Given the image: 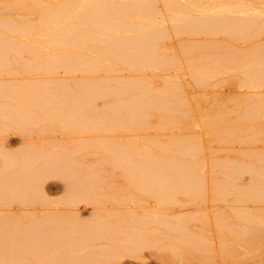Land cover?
I'll return each mask as SVG.
<instances>
[{"label":"bare ground","instance_id":"obj_1","mask_svg":"<svg viewBox=\"0 0 264 264\" xmlns=\"http://www.w3.org/2000/svg\"><path fill=\"white\" fill-rule=\"evenodd\" d=\"M130 1L132 2V0H130ZM139 1L142 4L143 0H139ZM156 1L158 2V0H156ZM166 1H164L162 3L166 5L168 2V1L167 2ZM183 1H185V0H183ZM204 1H206V0H204ZM212 1L213 0H211L210 2H212ZM226 1H229V0H226ZM233 1L234 0H231L229 2H232V4L235 2L236 6L234 4L232 5L229 3L231 5V7L229 5L230 9L228 6L226 8V5H228L227 2H226V5H224L225 0H223V1L222 0L221 1L215 0L214 1L215 4L219 2V6H220V2H221V5L225 6V7H221L222 9L223 8L226 9V11H224L225 16L220 11V10H222L220 7L218 9H216L218 7V5L216 7L214 3H212L213 6H210L211 9H207V10H209V14L211 12V15H209L208 13L204 14L203 10L201 11L202 8H204V7L208 8V6H204L202 4L204 7L203 6L198 7V5L195 4L194 1L192 2V0L189 1L190 2L189 4L188 3L186 4V2H184L186 4L185 6L183 5L184 6L183 8H185L184 10H189L190 7L188 9H186V8L188 7V5H190L192 3L190 5L192 9H193V6L196 5L195 6L196 9L195 8L194 9L198 11V9L200 8L199 12L201 14L203 13V15L200 14L201 18L199 15L197 16L198 19L200 18L198 20L199 22H197V20H195L196 19L195 15H193L192 18L195 20L194 22H196V23H193V19H191V17H190V19L192 21L188 19V16H190V15L186 16L185 14H187V13H185V12L180 13L179 9L180 10L183 9V8H179V6H178L179 5L178 2L180 3V1H176V3H177L176 4L175 1L170 0V2H172V3H170V2L169 3L172 4L171 9H174V12H176V14H179V15L175 16V13L173 12L174 15H173V13H171L172 17L174 16V18L175 17L177 18V16H178V18L181 19V18H183V16L180 17V14H182V15L186 16V19H188V21H186V19H185L183 21V23H181L183 25V27L186 26L187 24H189L191 26H193L195 24V27H193V28H195L194 30H192L193 28L191 26H188V27H190V29L187 27H185L183 29V30H185L187 28L186 31L188 32V30H189L190 33H193L199 27L198 28L199 30L204 29V33L206 35L212 36L214 34H217V32L221 28H232L234 31L235 30L240 31L241 34L245 33V36H246L248 32H252L249 29L252 30V28H254L256 26L258 29V25H257L259 23L258 18L259 17L262 18L261 16L264 17V11L261 8H256V7L253 8L252 5H253V3H254V5H258V4L262 5L260 2L259 3L255 2V1H260V0H252L251 2H253V1L254 2L251 4H249L250 0L249 1L247 0L248 4L250 6L248 4H245V3L242 4L241 1H246V0H235L234 2ZM128 2H129V0L128 1L127 0H118L115 2H113L112 0H1L0 1V5L2 6L1 7L2 10L3 11L8 10L10 18L12 17L11 20H4V19L0 20V256L4 257L2 259L0 257V259L2 260L0 262V264H6L5 261L7 259L4 260L5 258H8L9 264H16V261L19 260L18 257L20 258L21 255H24V254L26 255V257H28V258L25 257L26 259H28V261L25 259L27 261L26 262L27 264H79V263L80 264H86V263L89 264L93 261L92 260V259H94L93 257H95V258L97 257V259H98V257H99V259H100V257H102V259L104 258L106 260L109 258L108 260H110V262L112 261L111 259H114L112 261L113 262L112 264H125L123 261L127 258L131 259L134 262V264H151L152 262L155 264H264V166L262 168L258 169V170H260L259 172H256L255 167H254V171L256 174L254 172H252L253 169H252V171H250L248 168V171L252 172V174H253L252 175L249 172L251 174L250 175L251 179H246V181L250 180L252 182V184L250 183L249 186H246L247 182H244L245 179L243 180L241 178L242 175L241 176L239 175L240 179H241L240 181L243 180L242 181V182H244L243 184H246V185H242L241 187L239 184L237 186H235L236 184L234 185V183H233V181L234 182L237 181V179L239 177L238 178L236 177V179L233 178L234 179V180L232 179L233 181L230 179L229 183L221 182L222 180L216 181L217 179H215L216 183L212 184L213 192H211V195H209V194L206 195L207 191L204 192V189L206 188L207 184H206V182H204L203 177H201V176H203V174H202L203 170L200 167L202 172L199 170L200 171L199 172L200 174H199L196 171L199 169V164H196V165L193 164L195 162L194 157L196 158V155L199 154V153L196 154V152H197L196 150H198V149H196L194 147V149H196L194 151H196V152L190 150L189 156H193L196 154L195 156H193V158L188 156L192 161V163L191 162L190 163L194 165V166H192V168L196 169V170L191 169V172L189 171V169H190L189 167H191V164L188 167L189 169L185 167L186 166L185 161H184V163H185L184 166H182L180 163L185 158L183 157V154H181L182 156L181 155L179 156L181 162L179 163V159H178V162L176 161V163H179L178 165H179L180 169H178V170L179 171L182 170V172L184 173L183 174L182 172H179L177 170L178 166H176L177 165L176 163H175L176 165L171 166L172 163L174 164L175 160H171L173 162L170 161L171 165H168L166 160L164 161V159L162 158L163 159V161H162L159 158L164 152H166L169 149V148L166 149L164 147L172 146V148L169 149V152H171L170 150L175 148L174 147L175 143L173 145V142L171 143L169 141V145H167V146L164 145L165 143H163V142H162L163 145H159V142H158L159 140H156L155 145H154L153 141L152 142L150 141V144L147 143L148 144L147 148L145 145H144L145 146V148H144V146L138 147L136 144H133L134 141L132 144H131V140L129 141L127 136L130 133V132L128 133V131H130L129 126L133 125V124L132 125L130 124L132 121H134L133 118H135V117L137 118L139 116L140 118L143 119V117L140 116L141 114L137 113V110L140 111V109H142L145 105V108L143 110L145 112L142 113V114H144L143 116L145 118V116H147L145 114L146 111L149 110V108L152 105H153L152 109H155L154 106L156 105L155 103L153 104L152 100H151L152 105L150 107L147 104H145V103L149 104L150 100H149V98H147L149 101L147 102V101H145L146 100L145 99L144 104H140L141 106L138 107L137 104L139 102L142 103V101H139L140 99H138V101H136L137 96L140 98V96L137 95V93H136V95H137L135 97L136 102H134V99H132V98H134V96H132V95L134 93L133 92L134 89H136V88L133 89L132 86L130 88L132 91V94L129 93L127 95L126 88L128 86L134 85V84H135V87L139 86V85L138 86L136 85L138 80L137 81L133 80V83L130 82L132 80H130V81L128 80V79H131L130 78V76H131L130 72H134L135 74L137 72L138 74H140V72L143 71L144 68H149L152 71V69H155V67H156V70L158 71L157 68H159L161 66L160 68L163 69L164 65L168 64V62L167 63H165V61L162 62V60L157 58L160 55L159 51H162V50H160V49L158 50V48H157L158 45H156L158 43H156V42L160 38H161L160 39L161 41L165 40V39H162L163 36H165L164 34L166 33V31L164 32L165 28L162 29L163 31L162 30L161 31H154L153 29L158 28L160 30L162 27L160 28L159 26H157L156 25L157 23L154 22L153 20L152 21L155 24H153L151 21L150 22L148 21L150 23V25H149V23L147 22V19H146V24L148 23V29L149 28H151V29H150L149 33L147 32V34L145 36L144 35L145 33L143 31L140 33V30H143V29L145 30V28H143V29L140 28V30H136L135 27H133V25H131L130 23L129 24L127 23L129 19L126 16L132 15V14H129L130 12L133 13L134 11H136L135 14H133L136 16L137 15L136 13L140 10H141V12H143L144 9H145V11H147L148 9L151 10L150 7L152 5H154V3L152 5H150V4H151V2H154V0H152V1L147 0L148 4H146V6H144V5L147 2L144 1L143 2L144 5L142 4L143 10L141 9L142 7H139V6H138V8H140V10L138 8H136L135 4L140 5V3L135 2L133 4V2L132 3L131 2L128 3ZM157 2H156V4H158ZM173 3L176 4V7L179 8V9L177 8L178 12L176 10V7L173 6L174 5ZM167 5L165 7H167ZM153 7L154 6H152V8ZM168 7L170 8V6H168ZM251 8H253L254 11L256 10L255 12H257L258 14L257 13L254 14V11H253V13L250 12V10H253ZM166 9H164V10H166ZM213 9H214V11H215V9L220 11L223 15L220 12L217 13L218 11L217 12L215 11L212 14ZM257 9L259 12H262L263 15H261L262 13H260V15H261L260 16ZM260 9H261V11H260ZM153 10L154 9H152V11ZM157 10H158V8H157ZM204 10H206V9L204 8ZM158 11H160V10H158ZM166 11L168 12V10H166ZM149 12H147V13H149ZM181 12H183V10ZM205 12H207V11H205ZM238 13H239V15L235 16V14H238ZM133 15H132V17H133ZM145 15L147 16V14H145ZM148 15H150V14H148ZM154 15L155 14H153V16ZM165 15H168V14H165ZM196 15H197V12H196ZM158 16H159V14H158ZM161 16H162V14H161ZM171 16H170V22L173 21L175 23L176 18H175V20L173 18L171 19ZM19 17H21V18H19ZM24 17L25 18L27 17V20L22 19ZM112 17H114V18H112ZM129 18H130V16H129ZM126 19H127V22L124 23V21ZM142 19H144V16ZM180 19H178L179 21L176 20V22L180 23L181 22ZM157 20H159V19L157 18ZM157 20H155V21H157ZM166 20H168V19L166 18ZM166 20H164V21L166 22ZM133 21H136V20H133ZM185 21H186V23H185ZM190 21L193 24H190ZM130 22H132V19ZM151 23L153 25H151ZM263 23L261 22L260 24L263 25ZM140 24H138V25H140ZM142 24H143V22H142ZM161 24H162V22H161ZM168 24H170V23H168ZM184 24H186V25H184ZM196 24H198V25H196ZM260 24H259V27L261 26ZM158 25H159V23H158ZM178 25H180V24L177 23V26L174 24L172 25L174 27L173 29L178 30V32L176 31L177 33L176 32L174 33L175 35L181 34L179 32H182L183 27L180 28L181 25L179 27H178ZM151 26H154L155 28L152 29ZM160 26H162V25H160ZM196 26H198V27L196 28ZM132 28H134V30H132ZM177 28H180L181 30H179ZM263 28H264V26H263ZM146 29H147V25H146ZM257 29H254V30H257ZM260 29H261V27H260ZM151 30H153V31H151ZM166 30L168 31V29H166ZM171 30H172V28H171ZM174 31L175 30H173V32ZM261 31L263 32V30H261ZM163 32H164V34H163ZM173 32H172V35H173ZM200 32H203V31H200ZM142 33L145 36V38L142 37V35H141ZM190 33H189V38L191 35ZM253 33H255V31L252 32V34ZM187 34L182 33V35H187ZM227 34H228V32H227ZM256 34H257V36H260L259 34H261V33L258 34V32L256 31ZM167 35H168V33H167ZM249 35H250V33L247 35V37ZM114 36H116V37L121 36V38L116 41V45H115V46L119 47L120 51L123 48L126 49V51L128 49L136 51L130 55L132 58L135 59V61L134 62H130V61L126 62L128 67L130 69H132V71H130V72L127 70L129 72V77L126 76V78H127L126 80L129 81L131 84L128 82L120 81L119 79H117L118 77L119 78L122 77V75H119V73L122 72V70H121V72H119L120 69L119 70L117 69L118 72L116 71V73H118L117 75H119V76L118 77L116 76L117 78L114 77L115 79H117L118 83L115 79H114L115 81L112 80L113 79V77H112L113 71L115 72V70H116V69L115 70L112 69L114 66V63H113V60L111 59L112 55L110 54L111 51L113 52V48H114L113 45H114L115 41L112 40V37H114ZM261 36H264V35L261 34ZM226 37L229 38L228 36H226ZM231 37H233V36L230 35V38ZM250 37H251V35H250ZM254 37H255V34H254ZM213 38H215V37L213 36ZM235 38H238V36L237 37L235 36ZM257 39H254V40H257ZM160 40L158 42H160ZM193 40H194V37H193ZM207 40L209 41L208 38H207ZM228 40H231V39H228ZM233 40H235V39H233ZM236 40L238 41L239 39H236ZM236 40L231 41V42L234 43V42H236ZM195 41H197V40H195ZM208 41L207 42L205 41V44H206V45L204 44L205 47L202 45V42L200 40H199L200 46L198 45V43H196V42L195 43L198 45V47H200V49L203 47V52H204L205 49H207V46L210 45V44H208V43H210ZM189 43L187 42L186 46L189 45ZM203 43H204V41H203ZM222 43L223 42H220V45H219V42H218L219 48H220V46L223 48L225 46V44H227L228 42L225 43V41H224L225 44L223 43V46H222ZM259 43H260V45H262V44L264 45V43H262V44H261V42H259ZM162 44H163V42H162ZM193 44L194 43H192V45ZM196 44L194 46H196ZM228 44H230V43H228ZM234 44H236V43H234ZM257 45H259V44H257ZM257 45H255V46H257ZM159 46H160V44H159ZM184 46H185V44H184ZM226 46H228V45H226ZM233 47H235V46L232 45L231 48H233ZM250 47L251 46H249L247 48H250ZM111 48H112V50H111ZM192 48H193V46H192ZM222 48H220V49H222ZM116 49L118 51V52L116 51L117 53L115 52V54L117 56V54L119 53V50H118V48H116ZM194 49H195V47H194ZM223 49H225V52L227 51L226 50L227 48H223ZM239 49L243 50L242 48H239ZM245 49L246 48H244V51H245ZM255 49H257V48L255 47ZM184 50H185V47H184ZM214 50H216V49H214ZM240 50H237V47H236V49L234 48V50L231 49V53H232V51H235L233 53H235V54L237 53V55H235V54H232V55H235V57L240 56V55H238L241 53ZM247 50H246V52H247ZM253 50L254 49L251 50L253 52L252 58H251L252 61L251 60L245 61L244 63H246V62L247 63L249 62V63L248 64L246 63L247 66L243 64L242 65L243 68L239 66L241 64V61L239 60L240 57H238L239 59L236 58L237 59V60L235 59L236 62H234V64H232L233 66L228 68V69H225L224 67H222L223 63L218 62V63L212 64V65H214L213 69L208 68V69H210V70H208L206 68L207 67L206 65H208L209 62L206 61V62H208L206 64V62H205L206 57H204L203 63L206 64L204 67L206 69H204L201 66L200 67H201V69H203V72L206 75L211 74V75H209L210 78H206V82L209 81L211 78H213V76L217 77L219 75L221 76V74H224L223 70H227L228 72H232V71H237L238 67H240L242 69H239V71H241L243 73L242 70H244V72H247V74H248L246 77L241 75V78L242 79L244 78L245 80L243 79L244 80L243 81L241 79L243 82H238V83H241L240 86H242V84L245 83L243 86L245 88H247V90L248 89H251V90L261 89L264 85V72H262L261 70L264 67L263 68L261 67L260 62H259V64L257 63L259 58L257 57L258 59L257 58L253 59V56H255V57L260 56L261 59L263 58V60H264V56H263V52H255ZM138 51H140V53H138ZM188 51H189V49H188ZM216 51H218V50H216ZM238 51H240V53ZM201 52H202V50H201ZM125 53L126 52L123 53V50H122V52L120 53V56L122 57L121 54H125ZM198 53L200 55V50ZM223 53L224 52H222V54ZM231 53L230 52L226 53V55L229 54V56H230ZM243 53H241L242 56H244ZM113 54H114V52H113ZM196 54H197V52L195 53V55ZM203 54L204 53H202L201 55H203ZM244 54H247V53H244ZM249 54H250V52L248 51L247 55H249ZM187 55L189 56V54H187ZM190 55H192L191 52H190ZM201 55L198 56V54H197V57H196L197 59L194 58L195 56H192L193 61L197 60L196 62L195 61L194 62L198 63V58H201L202 57ZM121 57L120 58L118 57L119 59L117 58V61H116L117 63H118V61L125 60V59H123V57H125V55H123L122 58ZM216 57H219V56L217 55ZM156 59L160 60L162 63H165V64L161 65L162 63H160ZM248 59L249 58H247L246 60H248ZM185 61H186L185 66H186V64H189L190 62H192V64H193V65L191 64L192 65L191 68L198 66V64H196L197 66L194 65L195 63H193V61H190V62L188 60H185ZM253 61L255 62V65L253 64ZM110 62L113 63L112 66H111ZM225 63H230V61L227 60V61H225ZM122 64H125V62ZM249 64H251V65L249 66ZM256 65L261 67L262 69L261 70H256V69L254 70L253 66L257 67ZM262 65H263V63H262ZM166 66L167 65H165V67ZM185 66L183 67V70H186V69H184ZM202 66H204V65H202ZM122 67H123V65H122ZM174 67H175V65H174ZM174 67H172V68H174ZM188 67H189V65H188ZM118 68H119V66H118ZM124 68L125 67H123V69ZM250 68L252 70H250V71L245 70V69H250ZM189 70L192 71V69H189ZM193 70H195V69L193 68ZM124 71H126V70H124ZM127 71H126V74H128ZM151 71H150V73H151ZM159 71H162V70H159ZM123 72H122V74H123ZM241 72H239V76H240ZM171 73H172V71H171ZM184 73H185V71H184ZM186 73H187V71H186ZM189 73H191V72L189 71ZM114 74H113V76H114ZM138 74H136L135 77L138 76ZM151 74H154V73H151ZM142 75H139V76H142ZM132 76H134L133 73H132ZM180 76H182V75H180ZM123 77H122V79L121 78L120 79L123 80ZM138 77H136V79ZM168 77H169V75H168ZM168 77H166L167 80L170 78V77L169 78ZM171 77H173V76L171 75ZM160 78H162V77H160ZM166 78H165V80H166ZM194 78H196V77H194ZM139 79H140V77H139ZM163 79H164V76H163ZM171 80H172V78H171ZM201 80L202 81L200 83L204 82V78L203 79L201 78ZM144 81L145 80H143L141 82H144ZM194 81H196V79ZM199 81L200 80H198V82L197 81L196 82L199 83ZM112 82L117 84V85L115 84L116 86H113V87H115L113 89H118V90H116L117 94L114 90L111 91V83ZM206 82H204V83H206ZM148 83L150 84V82H148ZM173 83H174V81H173ZM137 84H140V83H137ZM143 84H141V85H143ZM145 84H147V81ZM154 85H155V83L154 84L151 83V85H147V89H146V87L145 88L143 87V89H146V90H142V89H139V90H142L144 94L145 93L149 94V93H147V91L149 90L148 88H151L152 90L150 89V91L153 92V90L155 91V88H156V87H154ZM237 87H238V85H237ZM181 89H182V87H181ZM139 90L136 89L135 92L136 91L140 92ZM156 90H157V88H156ZM176 90H177V93H179L178 91H180V89L176 88ZM150 91H148V92H150ZM160 91L162 92V90H160ZM173 91L174 90H172L171 93H173ZM124 92L126 93L128 98L130 97L129 95H131L130 101H127V102H131V99H132L133 100L132 101L133 103L131 102L132 105H130L129 103H126V101L123 103L120 98H117V99H119L125 106L127 104H129L130 105L129 106L130 111H128L129 108H125L123 104L121 105L120 101H118V103L120 102V104H118L116 102L117 100L114 101V102H116V103H114L115 106L109 105V108L112 109V107H113V109L112 110L109 109L108 111H111L113 114L118 113V112H120L119 114H121V112H123V111L122 110L120 111V109L124 108L125 110L128 109L127 113L134 112V113H132L133 115H135L137 113V115L135 117L132 116V114L130 115V117L132 116L130 118V119H132V121L130 122V120H129L130 123L126 122V123H128L129 126L126 125V123H125V121H127L125 118H127V117L124 118L125 119L124 123L127 126L126 127L125 125L123 126V124H124L123 118H122L123 120L119 119V118H121L120 116L119 117L116 116V117L112 118L109 115V112L106 111L108 109L106 106H108L109 102L108 103L105 102L107 105L105 107L103 106V109L101 106L100 107L101 112L99 114L97 113L98 115H96L94 109H96L95 103L97 102L96 101L97 98L100 99V101H102V98L107 99V97L108 98L113 97L114 95L112 96L111 95L112 93L117 95V97H119V96L121 97L122 96L121 94L123 93V95H124ZM128 92H129V90H128ZM156 92H158V91H156ZM166 92H168V90H166ZM241 92H243V91H240V93ZM245 92H247V91H245ZM118 93L120 94L119 96H118ZM250 93H252V92H250ZM138 94H140V93H138ZM146 94L144 95L145 97H146ZM162 94H164V93H162ZM166 95L169 96V92H168V94H165V97H166ZM174 95H175V99H177L178 97L176 98V95H179V94H174ZM181 95H182V93H181ZM211 95H213V94H211ZM127 96H122V97L127 98ZM155 96H157V93ZM243 96H245V95L243 94ZM114 97H116V96H114ZM147 97H149V96H147ZM153 97L154 96L152 95V97H150V99H152ZM159 97H160V94H159ZM165 97L163 99L167 98V97L166 98ZM115 99L116 98H114V100ZM154 99L155 98H153V100ZM141 100H142V98H141ZM178 100L176 102H178ZM180 100H181V98H180ZM104 101H107V100L104 99ZM155 101L158 102L160 100L155 99ZM163 101H165V100H163ZM245 101H242V103L240 102L239 105L240 104H242V105L246 104ZM98 102H99V100H98ZM162 102L161 101L158 102V105L161 104ZM111 103L112 102H110V104ZM212 103H214V101ZM222 103H224V102H222ZM226 103H228V101H226ZM162 104L165 105L164 102ZM162 104L160 106L164 107ZM170 105H171V102L168 106L170 107ZM174 105H173V107H174ZM220 105L221 104H219L217 106H220ZM118 106L120 107V109L118 108L119 110L114 112V110H116V108ZM146 106L148 107V109H146ZM243 106H246V105H243ZM121 107H123V108H121ZM177 107H179V105ZM104 108H106L105 111H104ZM170 108H172V107H170ZM218 108H220V111H221V107H218ZM218 108H216V109H218ZM150 110H149V112H150ZM170 110H172V109H170ZM173 111H175V108H173ZM233 111H235V110H233ZM246 111H248V110H246ZM246 111L243 112V115L247 113ZM215 112H217V111L215 110ZM215 112H213L215 117H217V115L219 116L220 112H218L217 115L215 114ZM123 113H126V111ZM113 114H111V115H113ZM138 114H140V115H138ZM173 114L171 117L168 115L170 117V118L168 117V119H171L173 117ZM163 115H167V114H163ZM161 117H163V116H161ZM219 117L221 118V116H219ZM219 117H217V120H219L218 119ZM110 118H111V120H110ZM114 118H118L119 120H122V123L118 119H116V121H115ZM140 118H137V119L140 120ZM211 118H212V116H211ZM213 118H214V116H213ZM242 118H243V116H242ZM112 119H114V120H112ZM137 119H136V121H137ZM224 119H226V118H224ZM244 119H245V117H244ZM109 120L112 122L110 123ZM210 120L211 119H208V117H207V121H209L212 125H214L215 123L216 124L218 123L220 125L219 122H216L214 120L215 123H213L212 122L213 119L211 121ZM236 120H234V121H236ZM113 121L117 122V123L113 124ZM118 121L122 125L119 124L120 126H118L117 125ZM136 121H134V122H136ZM137 122H139V121H137ZM137 122H136V124H137ZM140 122H142V121H140ZM221 122H222V119H221ZM231 122H233V121H231ZM143 124H145V122ZM218 124L216 126L214 125L213 127H217ZM238 124H239V121L237 122V125ZM242 124H241V127H242ZM134 125L131 128H134ZM154 125H157V124H154ZM237 125L234 124V126H235V127L233 126L234 129L236 128ZM137 126L139 127V129L141 128V126H139V125H137ZM159 126L160 125L158 124L157 128ZM164 126H162V129L164 128ZM189 126L190 125H188V127ZM169 127H171V126L169 125ZM160 128L161 127H159V130H160ZM218 128L219 127H217V129ZM230 128H232V124H231ZM243 128H245V127H243ZM134 129L136 130V128H134ZM155 129H156V126H155ZM202 129H203V127H202ZM217 129H215V131L219 134L220 128H219V130H217ZM223 129H226V128L223 127ZM223 129L221 130L222 132H223ZM237 129H238V126H237ZM116 130H124L128 134L126 133V136H123V135H125V133L124 134H118L117 133V137H115V138L111 137V139H110V137L106 136L109 138V139L105 138L106 141H104V140L103 141H99V140L97 141V139L95 138V136H96L95 133L98 134L99 131L101 133L104 132L106 134L109 133V135H111L112 132H115ZM141 130L142 129H140L139 131H141ZM144 130H146V129H144ZM212 130H214V129H211V131ZM231 131H233V130H231ZM135 132L133 130V133H135ZM138 132H136V133H138ZM207 132H208V130H206V133ZM142 133H143V130H142ZM144 133H146V131ZM231 133L232 132H230V134ZM208 134L210 135L209 132H208ZM15 135L20 137V145H22V148L21 149L18 148L17 151H12L10 146L7 144V139H8V137L15 136ZM119 135H121V136H119ZM219 135H221V134H219ZM178 136H180V135H178ZM237 136H239V135H237ZM237 136H235V137H237ZM252 136H250L248 140H250ZM98 137H100V136H98ZM173 137L171 136L172 140L174 139ZM215 137H217V136H215ZM178 138L179 137H177V140H176L177 141L176 147L182 145L181 147L183 148V142L184 141L180 140L181 139V137H180L179 141L180 142L182 141V143H180L181 145H178ZM228 138L230 139V136ZM133 139L134 138H132V140ZM222 139L225 140V138H222ZM235 139H238V143H239V141H240L239 137H237ZM152 140H153V138H152ZM154 140H155V138H154ZM224 140L222 141L223 143H224ZM242 140L243 139H241V141ZM244 140H246V138H244ZM135 141L137 142V138ZM252 142H255V141L253 140ZM139 143H143V141L139 142ZM151 143H153V144L151 145ZM167 143H168V140H167ZM191 143L195 144L193 142H191ZM219 143H220V141H219ZM229 144H230V142H229ZM149 145L151 146V148H148V147H150ZM161 146H164V147L162 149H160ZM191 148L192 147L190 144V149ZM94 149L102 150V154L104 153V156H103L104 159L101 158L102 161H99L100 163L104 162L105 164H107V166H110L112 168V170L113 169H118V170L120 169L122 171L121 172L122 173L121 178H123V180H124L123 184L125 185V187H124L125 190H122L123 187L119 188V189H121L120 192L122 191L121 193L123 194V192L125 191L127 194L128 189H130L133 191V193L135 192L137 195H139L140 199L142 198L141 200L138 197H134L135 196L134 195L132 197L136 198V199H131L132 201H130L129 200V196H130L129 194L130 193H128L126 196H128V195L129 196L128 197L125 196L126 198H124L123 195H121L123 197V199L126 200V202H124L121 197H120V199H118L119 197L117 198V195L119 196L120 192L118 191V193H116V191H115V194L113 196H116V198L118 199L117 201H115L116 200L115 197L113 199L110 198L112 201V202L111 201L110 202L112 204L109 203L110 204L109 206L104 205V203L100 201V199H99L100 197L98 195V192L102 190V187L96 186L97 183L99 182L100 177L98 179V175L96 174V171L94 168L95 163L93 162L94 161L93 158H94V155L97 154ZM178 149L177 150L174 149V151L175 150L177 151V155L182 153V150H181V152H178ZM176 151H175V154H176ZM160 152H162V153H160ZM198 152H199V150H198ZM250 152H252V151H250ZM250 152H249V154H250ZM259 153H258V155H259ZM163 156L164 155H162V157ZM255 157H256V155H255ZM258 157L259 156H257V159H258ZM261 158H263V157L261 156ZM170 159H171V156H170ZM170 159H167V160L169 161ZM215 159H217V158L215 157ZM208 160H210V157ZM243 160H245V159H243ZM263 160L264 159H262V161ZM95 161H96V159H95ZM256 161H258V160H256ZM97 162H98V160H97ZM260 162H261V160H260ZM260 162H258V163L259 164L264 163V161H263V163H260ZM188 163L189 162H187V164ZM209 163H211V162H208V165H209ZM241 163H243V162L241 161ZM259 164H258V167H261V165H259ZM239 165H240L239 170L243 171L242 170L243 168H241L242 164H238L237 168ZM246 165L248 166L249 164H246ZM252 165H254V163ZM181 168H183L184 171ZM185 168H186V171L188 169L187 172L185 171ZM217 168H218V166H217ZM218 169H220V168H218ZM232 169H235V168H232ZM250 169H251V167H250ZM239 170L237 171V169H236L235 172H234V170H232L231 173L232 174L236 173V175H238L241 173L244 174L246 172L245 169H244V172H239ZM108 171H109V169H108ZM185 173L188 174L189 176H187ZM249 173L247 172V174H249ZM244 175H246V174H244ZM54 179L57 180L58 182H60V184H61L60 190L63 192V196L60 200H52V199L49 200V198H48L49 193H50V189H51V186L48 184H50L49 182H52V180L55 181ZM201 180L203 181V184L205 183V185H206V186L204 185L205 187H202L203 184L201 183ZM217 182H219V183H217ZM231 184H233V185H231ZM124 185H122V186H124ZM198 185L201 186L200 188H203V190L200 189ZM106 192H107V190H106ZM250 193H252V194H250ZM213 195H214V198H216V203L221 202V206L219 207L220 210L213 211L215 209L214 207H210V208H208V210L204 209V207H207L208 203H209L207 201V199L208 200L211 199V202H213L212 201L214 199V198H212ZM207 196H208V198L206 200H204V197L206 198ZM229 196H231L233 198L231 201H234L237 203V207L233 208V209H229L227 211H224V210H226L227 206H225L224 204L222 205V203H226L228 201V199H226V198ZM180 197H184V198L188 199L187 201H189V204H191V205H189L187 203V201L185 202L186 199H184V201H183L182 200L183 198L180 199ZM113 200L115 202H113ZM133 200L134 201L138 200V202L137 201L133 202ZM151 200H153V202H150ZM119 201L121 202V204H118ZM128 201H130V202H128ZM82 202L86 203L87 205H92V212L94 214V220L96 219V221H95L96 223L94 224V221H90L91 224L89 223V225H86V224H83L81 222V224H83L84 226L81 225L82 227L80 226V229L82 228V230H83V228L85 227L87 229V231L85 230V228H84V230L86 233L87 232L88 233L86 234L83 230V232L80 231L83 234L82 235L80 233L82 236L79 234L78 236H75V237L72 236V238L77 239L78 237H82V239H83V238H85L84 236L86 235L87 237L88 236L90 238L92 237V241L94 238V241L93 242L91 241V242L93 244L94 243L96 244L95 241H97V240L98 241H102V240L104 241V237L106 235L110 239L112 238L111 240H108L106 238L108 240V242H106L107 241L106 239L104 241L105 245H107L106 243L109 244V246L107 245L108 246L107 248L106 247L104 248L107 253L105 251H104L105 253L102 252L104 249L100 250V248H102V246H105V245H102V243H101V245H102L101 247H99V248L97 247L98 249L95 248L97 251L98 250L101 251V252L98 251L99 254L97 251H94L95 249L93 247L95 245L93 247L88 246L90 248H89V250H87V246H86L87 244L86 243L90 242L91 239L86 237L87 239L86 238L84 239L85 244L83 243V245H85V248H86L85 250L90 251L91 248H93V250L88 252L87 255H84V254L77 255L74 252V251L78 250L75 248L76 246L75 247L73 246L76 250H74L72 248L74 251L69 249L72 245L69 244L70 242H68L64 238V234L67 235L66 233H68L69 231L62 233V237H63L62 239L67 241V243L70 246L62 239H61L62 240L61 244L63 242H64L63 244L66 243L68 245V246L66 245L67 247L66 246L61 247V246H59L60 244H58V243H57L58 246H56L54 244L55 240H54L53 234L55 232H54V230H52L54 232L53 233L51 231V228L55 227V226H56L55 228H57L58 226H65V225H69V224L75 225L76 224L75 222L79 221V219H78L79 215H77V214H80V213H78V205H80ZM116 202H117V204H114ZM214 202H215V200H214ZM139 203H141V204L144 203L145 206L144 205L141 206V204H139ZM186 206H187V208L189 206H192L193 208L192 209L190 208L191 212H194L195 214L199 213L201 215L199 217H196V216L192 217L194 220L190 219L189 216L186 217V215L184 214L185 211H183ZM118 207H120V208H118ZM108 208H110L111 210L108 211ZM211 211H213V212H211ZM204 212H206L205 215H204ZM194 213H192V215ZM184 215H185V217H182ZM196 215L198 216V214H196ZM76 218H77V220H76ZM191 221H196L197 223L195 225H190ZM86 223L88 224V222H86ZM198 223L200 225H202L203 227L198 228L197 226H200V225H197ZM77 224H78V222H77ZM96 224H98V225L95 226ZM79 225H80V223H79ZM79 225H78V227H79ZM90 225L94 226L96 229L94 231H93L94 228H92V230H89L92 233L88 231V229L91 228ZM6 226H10L11 230L8 231L9 230L8 228H7L8 230L5 229L8 231V232L6 231L7 233L5 234L4 227H6ZM24 226H26V227H24ZM88 226H90V227L88 228ZM191 226L194 227L195 229L198 228L200 230V232L198 231L199 233H196V232L190 233L189 231L191 230ZM78 227H77V229H79ZM98 227H99V230H104V232L100 231L101 234H99L98 233L99 232ZM213 227L216 228V231L213 229ZM59 228H61V227H59ZM59 228H58V231H57V229L55 231H57L56 232L57 235H60V238H61V233H60L61 230L59 231ZM67 228L69 229L70 227L67 226ZM75 228L76 227L74 226V230H72L73 229V225H72L71 230L72 231L77 230ZM65 229H66V227H65ZM96 231H97L98 235L95 233ZM203 232L208 234L207 237L203 235ZM104 233H106V234L104 235ZM188 233H189V235H188ZM68 234H70V233H68ZM88 234H90V235H88ZM94 236H98L99 239L98 238L96 239ZM79 239L80 238H78L77 240H79ZM53 240H54V242H52ZM85 240H87V241H85ZM112 241H113V245H112ZM90 243H88V244H90ZM92 243H91V245H92ZM97 243H100V242H97ZM110 243H111V245H110ZM160 244H163L165 249H166V247L172 246V248L174 250V247H176V249L177 248L179 249L178 251H180V250L184 251L186 254L184 252L183 253L180 252L181 254L177 255V253H179V252H177L176 255L178 256L179 261L178 260L175 261L173 259V258H175L174 254H172V257H171L173 260L169 259V255H166V256H168V258H166L164 256L165 254L162 256H159V255H157V253H158L157 251L160 248L159 247ZM216 244L218 246V247L216 246L217 248H215ZM80 249L82 250L81 247L79 248V250ZM165 249H164V252L166 253ZM176 251L174 250V252H176ZM167 252H169V250H167ZM22 253H24V254H22ZM74 253L76 256L74 255ZM179 256H182V257L179 258ZM105 257H107V258H105ZM102 259H101V261L104 260V259L103 260ZM76 261H78V263ZM98 262L99 261H97V263ZM18 263H19V261H18ZM92 263L94 264L96 262L93 261Z\"/></svg>","mask_w":264,"mask_h":264},{"label":"rangeland","instance_id":"obj_2","mask_svg":"<svg viewBox=\"0 0 264 264\" xmlns=\"http://www.w3.org/2000/svg\"><path fill=\"white\" fill-rule=\"evenodd\" d=\"M1 1V0H0ZM113 2H115V1H118V0H112ZM128 1V0H127ZM135 0H132V2H133V4L135 3V2H137V3H140V5H137V4H135L136 5V8H138V6L139 7H142V4H143V2L145 1V2H147V0H143L142 1V4H141V2L139 1V0H136L135 2H134ZM152 1V0H151ZM161 0H158V2L156 1V0H154V2H151V4L150 5H152L153 3H154V5H152V6H154L153 8H152V6L150 7L151 8V10H147V11H145V9L143 10V7L141 8L142 10H143V12H141V10H140V8H138L140 11H138L136 14V16L135 15H133V14H135V12L136 11H134L133 13L132 12H130L129 14H132L133 15V17H132V15H129L130 16V18H129V16H126V17H128V22H127V19L124 21V23L125 22H127L128 24L130 23L131 25H133V27H135V29L136 30H140V28H145V30L143 29V30H140V33L143 31L145 34V36H146V34H147V32L149 33V31H150V29L151 28H149L148 29V23L151 21L152 23H153V21L154 22H156L157 24V26H159L161 29L159 30L158 28H155L154 26H151L152 27V29L153 28H155V29H153L154 31H161L162 29H164V32L166 31V33L164 34V32H163V34L165 35V36H163V38L162 39H165V40H160V42H158L159 40H157V42L156 43H158V44H156V45H158V50L160 49V50H162V51H159L160 53V55H159V57H157L158 59H160V60H162V62H164L165 61V63H167L168 62V64H165V63H162L160 60H158V59H156L157 61H159L160 63H162L161 65H167L166 67H165V65H164V68L163 69H161L160 67L159 68H157L158 69V71L156 70V67H155V69H152V71L149 69V68H144L143 69V71H141L140 72V74H138L137 72H136V74H138V76L139 75H142V76H139L140 77V79H139V77L138 76H136V77H138L137 79H136V77H135V73L134 72H130V71H132V69H130L129 67H128V65L126 64V62L127 61H130V62H134L135 61V59L134 58H132L130 55L132 54V53H134V52H136V51H134V50H131V49H128L127 51H126V49H122L123 50V53L124 52H126L125 54H121L122 55V57H123V55H125V57H123V59H125V60H123V61H118V63L116 62L117 61V58L119 57H121L120 56V53L122 52V50L120 51L119 50V47L118 46H115L116 45V41L117 40H119L120 38H121V36H119V37H116V36H114V37H112V40L113 41H115L114 42V48H113V52H114V54H113V52L111 53L110 52V54L112 55H110L109 57L113 60V63H114V66H113V70H115V72L113 71V74H114V76H113V74H112V77H113V81H117V79H119L120 81H125V82H128V83H130V82H132L133 83V80H138V82L137 83H140V84H137L136 83V85L138 86H140L141 84H143V85H141L140 87L138 86V87H135V84L134 85H130V86H128L127 88H126V90H127V95L129 94V93H131L132 94V91H131V86H132V88L134 89V88H136V89H142V90H146L147 89V85H151V83H155V85H154V87H156L157 88V90H156V88H155V91L153 90V92H151L150 91V89L151 88H148L149 90L148 91H150V92H148L147 91V93H149V94H146V97L144 96L145 94L143 93V91L142 90H139L140 92H138V91H136L135 92V90L136 89H134V93H133V95L132 96H134V98H132V99H134V102H136V101H138V99H140L139 101H142V103L141 102H139L138 104H137V106L138 107H140L141 105L140 104H144V100L145 101H149V104L148 103H145V104H147L149 107L152 105V102H153V104L155 103L156 105L154 106L155 107V109H152V106L149 108V110H150V112H149V110H147L146 111V115L147 116H145V118H144V114H142V113H144L145 111H143L144 110V108H145V105H144V107L142 108V109H140V111H138L137 110V113H140V114H138V115H140V116H142L143 117V119L142 118H140L139 116L137 117V118H140V120L139 119H137L135 116L137 115V113L135 114V115H133L132 113H134V112H132V113H127L128 111H130V108H129V106L130 105H132V99H131V102H127V101H130V98H131V95H129L130 97L128 98V96L126 95V93L124 92V95H123V93L121 94L122 96H127V98L126 97H120L119 95V93H118V96L119 97H117V95H115L114 93H112L111 95L113 96H116V97H114V98H116L115 100H114V98L113 97H110V98H108L107 97V99L106 98H104L105 100H107V101H104V99L102 98V101H100V99H98L97 98V102H98V100H99V102L97 103L96 101V103H95V106H96V109H94L95 110V113H96V115H98L100 112H101V109H100V107L102 106V109H103V106L105 107L107 104L106 103H108V106H106L108 109L106 110V108H104V111L106 110V111H108L110 108H109V105L111 106H115V104L114 103H118V101H120L119 99H117V98H120L121 99V101L124 103L125 101H126V103H129V104H127L126 106L121 102V105L123 104L124 105V107L125 108H129V110L128 109H124L123 107H121V108H123V109H120V107L118 106L117 108H116V110H114V112H116L117 110H119L120 109V111L122 110L123 112H125L126 111V113H123V112H121V114H119L120 112H118V113H112L111 111H108L109 112V115L113 118V117H116V116H120L121 118H119V119H124L125 117H127V118H125L127 121H125V119L123 120V123H124V121H125V123L126 122H128V123H130L131 121H132V119H130L132 116H134L135 118H133V120L134 121H136V119H137V121H142V122H137V124H136V122H134V121H132L130 124L132 125H134V128H136V130L134 129V128H131V127H133V125L132 126H129L128 125V123H126V125H128L129 126V130L130 131H128V133H129V135L127 136L128 137V139H129V141L131 140V144L133 143V141H134V143L133 144H136L138 147H141V146H146V148H147V146H148V144L147 143H149L150 144V141L152 142L153 141V143H154V145H155V141L156 140H159L158 142H159V145H163V143H165L164 145H169V141L172 143L173 142V145H174V143H175V148H173L172 150H170L171 152H169V149H171L172 148V146H168V147H164V146H161V148L160 149H162L163 147L164 148H169L166 152H164L162 155H164L163 157H162V155L159 157L162 161H163V159H164V161L166 160V162L168 163V165H171V162H173V161H171V160H175L174 161V164L172 163V165L171 166H174V165H176V166H178L179 167V163L181 162L180 161V155L181 154H183V157L186 159H183L182 160V162L180 163L182 166H184V161L186 162V168H188L189 167V165L192 163V161H191V159L189 158V157H191V158H193V156H195L197 153H199V154H197L196 155V158L194 157V160H195V162L193 163V164H199V169L198 170H196L195 168H192V166H194L193 164H191V167H189L188 169H189V171L191 172V169H195L198 173L201 171L202 172V170H203V172H202V174H203V176H201V177H203V180H204V182H206V184H207V186L205 185V183L203 184V181L201 180V183L203 184V186L202 187H205L206 186V188L204 189V192H206V195L207 194H209V195H211V192H213V186H212V184H214V183H216V181H219V180H222L221 182H224V183H229L230 182V179L232 180L233 178H235L236 179V177L238 178L237 179V181H233V183H234V185L235 186H237L238 184L240 185V187L242 186V185H246V186H249L250 185V183L252 184V182L250 181V180H247L246 181V179H251V174H252V172H254L255 173V171L256 172H259L260 170H258L259 168H262L263 166H264V163H263V161H262V159H264V85H263V87L261 88V89H259V90H251V89H248L247 90V88H245L243 85L245 84H242V86H240V84L241 83H238V82H243L244 80L241 78V75H243L244 77H246L248 74H247V72H244V70H242L243 71V73L241 72V71H239V69H242L243 67H242V65L244 64V65H246V63H244L245 61H249V60H251L252 61V54H253V52L251 51L252 49H254L253 51H255V52H263V56H264V45L262 44V43H264V36H261V34H263L264 35V28H263V26H264V17L263 16H261V15H263V13L262 12H259L258 11V9H257V11L259 12V15H260V13H262L260 16L262 17V18H260L259 16V18H258V20H259V23L257 24L258 25V29H257V26L256 27H254V28H252V30L251 29H249L250 31H252V32H254L255 31V33H253L252 34V32H248L247 33V35L250 33V35H251V37H250V35L247 37V35L245 36V33L244 34H241L240 33V31H234L232 28H221L218 32H217V34H214V35H206L205 33H204V29L203 30H199L198 28V26H196V28L199 30H195L193 33H190L189 32V30H188V32L191 34L190 35V38H189V33L186 31V29L187 28H189L190 29V27H188V26H191V25H189V24H184V25H186V26H184L183 27V25L181 24V23H183V21L186 19V16L187 15H190V16H188V19L189 20H191V19H193L192 17H193V15H195V20H197V22H199L198 20L201 18V16H200V8L198 9V11L197 10H195L196 8H195V6H193V9L191 8V4L190 5H188V7L186 8V9H188L189 7V10H184L185 8H183L187 3L189 4L190 2V0H185V1H183V0H173V1H175V3H176V1H180V3L178 2V6H179V8H183L182 10H183V12H181L182 10H180L178 7H176V4H174L173 6H175L176 7V10H177V12H178V9H179V11H180V13H187V14H185V15H182V14H180V17H182L183 16V18H178V16H177V18H176V20H178V19H180V23L179 22H176V20H175V18H174V16L172 17L171 15V13H173L174 12V9H171L172 7V4H170V3H172V2H170V0H162L161 2H160ZM164 1H166L167 2V7H165L166 5L165 4H163L162 2H164ZM194 1V3L195 4H197L198 5V7H200V6H208V8L207 7H204L206 10H204V8H202L201 9V11L203 10V13L204 14H209V10H207V9H211L210 8V6H213L212 5V3H214V1L215 0H213L212 2H210L211 0H206V1H204V0H192V2ZM221 1V0H220ZM223 1V0H222ZM229 1H231V0H229ZM229 1H226L225 0V4L224 5H226V2L228 3V5H226V8H227V6L229 7V5L230 4H232V2H229ZM235 1V0H234ZM233 1V2H234ZM249 1V0H248ZM248 1L246 0V1H241L242 2V4H248ZM252 0H250L249 1V4H251V3H253V2H251ZM129 2H131L130 0H129ZM128 2V3H129ZM131 2V3H132ZM150 2V1H149ZM156 2L158 3V4H156ZM165 2V3H166ZM184 2H186V4L184 3ZM256 3H261L262 5H254V3H253V5H252V7L254 8V7H256V8H261V9H263V11H264V0H260V1H255ZM162 3V4H161ZM193 3V4H194ZM200 3V4H199ZM210 3V4H209ZM223 3V2H222ZM230 3V4H229ZM146 4H148V2L147 3H145V5L144 6H146ZM161 4V5H160ZM203 4V5H202ZM215 4V3H214ZM234 5L236 4L235 2L233 3ZM232 4V5H233ZM248 4V5H249ZM184 5V6H183ZM217 5H218V7H217ZM247 5V6H248ZM163 6V7H162ZM168 6H170V8L168 7ZM181 6V7H180ZM215 6L217 7L216 9H218L219 7L221 8V7H225V6H223V5H221V2H220V6H219V2L218 3H216L215 4ZM236 6V5H235ZM234 6V7H235ZM250 6V5H249ZM248 6V7H249ZM258 6V7H257ZM2 6L0 5V20L1 19H4V20H11L12 19V17L10 18V16H9V13H8V10H6V11H3L2 10V8H1ZM158 8V10H160V11H158L157 10V8ZM197 7V8H198ZM230 7H231V5H230ZM230 7H229V9H230ZM233 7V6H232ZM163 8V9H162ZM167 8V9H166ZM178 8V9H177ZM195 8V9H194ZM215 8V7H214ZM253 8H251V9H253ZM152 9H154L153 11H152ZM164 9H166V10H168V12L166 11V10H164ZM172 11H171V10ZM191 9V10H190ZM215 9V11L217 12L218 10H216ZM222 9V8H221ZM261 9H260V11H261ZM136 10V9H135ZM156 10V11H155ZM223 10V11H222ZM222 10H220L223 14L225 13L224 11H226V9H222ZM192 11V12H191ZM205 11H207V12H205ZM212 11V10H211ZM214 11V9H213V11H212V14H213V12H215ZM220 11H218L217 13H219ZM253 11H254V9L253 10H250V12H252L253 13ZM256 11V10H255ZM254 11V14H256L257 12H255ZM6 12V13H5ZM147 12H149V13H147ZM153 12V13H152ZM170 12V13H169ZM194 12V13H193ZM196 12H197V15H196ZM199 12V13H198ZM220 12V13H221ZM142 13V14H141ZM175 13V16L176 15H179V14H176V12H174ZM174 13H173V15H174ZM189 13V14H188ZM192 13V14H191ZM203 13L201 14V15H203ZM221 13V14H222ZM145 14H147V16L145 15ZM148 14H150V15H148ZM152 14V15H151ZM153 14H155L154 16H153ZM158 14H159V16H158ZM161 14H162V16H161ZM165 14H168V15H165ZM222 14V15H223ZM258 14V13H257ZM13 15V14H12ZM144 16V19H142L143 18V16ZM164 15V16H163ZM192 15V16H191ZM200 16V18L198 19L197 18V16ZM209 15H211V12H210V14ZM221 15V16H222ZM239 15V13L238 14H235V16H238ZM249 15V14H248ZM170 16H171V19L173 18L174 20H175V23L173 22V21H171L170 22ZM224 16H225V14H224ZM148 17V18H147ZM161 17V18H160ZM165 17V18H164ZM190 17H191V19H190ZM204 17V16H203ZM19 18H21V17H19ZM112 18H114V17H112ZM135 18V19H134ZM156 18V19H155ZM157 18L159 19V20H157ZM164 18V19H163ZM166 18L168 19V20H166ZM22 19H26L27 20V17L25 18H22ZM21 19V20H22ZM131 19H132V22H130L131 21ZM146 19H147V24H146ZM188 19H186V21H188ZM203 19V18H202ZM201 19V20H202ZM133 20H136V21H133ZM153 20V21H152ZM155 20H157V21H155ZM164 20H166V22L164 21ZM194 19H193V23H196V22H194L195 21ZM145 21V22H144ZM179 21V20H178ZM186 21H185V23H186ZM192 21V20H191ZM191 21H190V24H193V23H191ZM27 22V21H26ZM142 22H143V24L145 23L146 25H147V29H146V25L144 24H142ZM161 22H162V24H161ZM263 23V25L262 24H260V23ZM141 23V24H140ZM151 23V25H153V24H155V23H153L152 24ZM158 23H159V25H158ZM168 23H170V24H168ZM177 23L178 24H180V25H178V27L180 26V28H182V32H179V33H181V34H177V35H175L174 33L177 31L178 32V30H176V29H173L174 27L172 26L173 24L174 25H176L177 26ZM138 24H140V25H138ZM172 24V25H171ZM259 24L261 25L260 27H261V29H260V27H259ZM149 25H150V23H149ZM160 25H162V26H160ZM170 25V26H169ZM196 25H198V24H196ZM140 26V27H139ZM167 26V27H166ZM130 27V26H129ZM150 27V26H149ZM185 27H187L185 30H183ZM192 28L193 27H195V24L193 25V26H191ZM131 28V27H130ZM138 28V29H137ZM171 28H172V30H171ZM180 28H177V29H179V30H181ZM191 28V29H192ZM263 28V29H262ZM157 29V30H156ZM166 29H168V31L166 30ZM195 28H193L192 30H194ZM201 29V28H200ZM254 29H257V30H254ZM132 30H134V28H132ZM147 30V31H146ZM153 30H151V31H153ZM173 30H175L174 32H173ZM260 30V31H259ZM261 30H263V32L261 31ZM163 31V30H162ZM185 31V32H184ZM200 31H203V32H200ZM256 31L258 32V34L259 33H261V34H259L260 36H257V34H256ZM171 32V33H170ZM172 32H173V35H172ZM176 32V33H177ZM188 34H187V33ZM192 32V31H191ZM222 32V33H221ZM227 32H228V34H227ZM230 32V33H229ZM167 33H168V35H167ZM182 33L183 34H187V35H182ZM220 33V34H219ZM226 33V34H225ZM219 34V35H218ZM233 34V35H232ZM254 34H255V37H254ZM142 35V37L143 38H145V36L143 35V33L141 34ZM167 35V36H166ZM170 35V36H169ZM179 35V36H178ZM193 35V36H192ZM197 35V36H196ZM223 35V36H222ZM225 35V36H224ZM230 35L231 36H233V37H231L230 38ZM244 35V36H243ZM192 36V37H191ZM197 38H196V37ZM213 36L215 37V38H213ZM221 36V37H220ZM226 36H228L229 38H227ZM235 36L237 37L238 36V38H235ZM257 36V37H256ZM165 37V38H164ZM193 37H194V40H193ZM225 37V38H224ZM260 39H259V38ZM205 38V39H204ZM207 38L209 39V41L207 40ZM250 38V39H249ZM252 38V39H251ZM258 38V39H257ZM228 39H231V40H228ZM233 39H239L238 41L236 40V42H234V43H236V44H234V43H232L231 41H235V40H233ZM241 39V40H240ZM254 39H257V40H254ZM195 40H197V41H195ZM199 40L202 42V45L204 46V44H205V41L207 42H210V43H208V44H210V45H208L207 46V49H205V51L203 52V47L200 49V47H198V45L200 46V42H199ZM221 40V41H220ZM189 43V45H187L186 46V43ZM198 43V45L195 43ZM203 41H204V43H203ZM217 41V42H216ZM224 41H225V43L226 42H228V43H230V44H225L224 43ZM162 42H163V44H162ZM218 42H219V45H220V42H223L224 44H225V46L223 47V48H227L226 50L228 51H226L225 52V49H223L221 46H220V48H222V49H220L219 48V45H218ZM243 42V43H242ZM259 42H261V44L263 45H260V43ZM192 43H194L193 45H192ZM223 43H222V46H223ZM238 43V44H237ZM159 44H160V46H159ZM162 44V45H161ZM184 44H185V46H184ZM196 44V46H194ZM246 44V45H245ZM257 44H259V45H257ZM206 45V44H205ZM218 45V46H217ZM226 45H228V46H226ZM232 45H234L235 47H233V48H231V46ZM239 45V46H238ZM244 45V46H243ZM248 45V46H247ZM255 45H257V46H255ZM183 46V47H182ZM192 46H193V48H192ZM249 46H251L250 48H247V47H249ZM254 46V47H253ZM260 46V47H259ZM262 46V47H261ZM184 47H185V50H184ZM194 47H195V49H194ZM205 47V46H204ZM218 47V48H217ZM236 47H237V50H240L239 48H242L243 50H240L241 51V53H247L248 54V51L250 52V54L249 55H247V54H244L243 53V55L244 56H242V54L240 53V51H238L240 54H238V55H240V56H236L235 57V55H237V53L235 54V53H233V52H235V51H232V53H231V49L232 50H234V48L236 49ZM253 47V48H252ZM255 47L257 48V49H255ZM112 48H111V50H112ZM116 48H118V50H119V53L117 54V56H116V54H115V52L117 51V49ZM122 48V47H121ZM162 48V49H161ZM164 48V49H163ZM199 48V49H198ZM216 49V50H218V51H216V50H214V49ZM230 48V49H229ZM244 48H246L245 49V51H244ZM252 48V49H251ZM188 49H189V51H188ZM194 51H193V50ZM230 51H229V50ZM248 49V50H247ZM199 50H200V55L202 54V53H204L203 55H201L202 57L201 58H198V63H195L194 61H193V57L192 56H195L194 58L195 59H197L196 57H197V54H198V56H200L199 55ZM201 50H202V52H201ZM246 50H247V52H246ZM221 51V52H220ZM243 51V52H242ZM118 52V51H117ZM116 52V53H117ZM189 52V53H188ZM190 52L192 53V55H190ZM197 52V54L195 55V53ZM222 52H224L223 54H222ZM231 53V55L229 56V54H227L226 55V53ZM237 52V51H236ZM138 53H140V51H138ZM186 53V54H185ZM222 55H221V54ZM162 54V55H161ZM184 54V55H183ZM187 54H189V56L187 55ZM232 54H235V55H232ZM262 54V53H261ZM219 56V57H216V56ZM226 56V57H225ZM234 56V57H233ZM117 57V58H116ZM121 57V58H122ZM128 57V58H127ZM166 57V58H165ZM204 57H206V59H205V62L206 61H208L209 62V64L208 65H206L208 62H206V64H204L203 62H204ZM238 57H240V59L238 58ZM255 56H253V59H256L257 57L259 58H257L258 59V61H257V63L259 64V62L261 63V67L263 68L264 66V60H263V58L261 59V57L260 56H256L255 58H254ZM118 58V59H119ZM239 59L240 61H241V64L239 65L240 67H242V68H240V67H238V70L237 71H232V72H228L227 70H223V73L224 74H221V76L219 75V76H213V78H211L209 81H207L206 82V78H210V76L209 75H211V74H209V75H206L204 72H203V69H201V67H205V65L207 66L206 68L208 69V68H211V69H213L214 68V65H212V64H214V63H223L222 64V67H224L225 69H228V68H230V67H232L233 65L232 64H234V62H236V60L237 59ZM247 58H249L248 60H246ZM217 59V60H216ZM236 59V60H235ZM109 60V59H108ZM121 60V59H120ZM169 60V61H168ZM174 60V61H173ZM185 60H188L189 62L190 61H193V63H195L194 65H196V64H198V66L197 67H193L195 70H193V68H191L192 67V62H190L189 64H186V66H185V63H186V61ZM230 61V63H225V61ZM244 60V61H243ZM110 61V60H109ZM172 61V62H171ZM243 61V62H242ZM262 61V62H261ZM112 62V61H111ZM110 62V63H111ZM122 62V63H124L125 62V64H120V63ZM158 62V63H159ZM176 62V63H175ZM239 62V61H238ZM113 63H111V66L113 65ZM175 63V64H174ZM240 63V62H239ZM249 63V62H248ZM247 63V64H248ZM252 63V62H251ZM262 63H263V65H262ZM119 64V65H118ZM192 64V65H191ZM204 65V66H202V65ZM211 64V65H210ZM253 64L255 65V62L253 61ZM122 65H123V67H125L124 69H123V67H122ZM125 65V66H124ZM173 65V66H172ZM174 65H175V67H174ZM188 65H189V67H188ZM251 64H249V66H250ZM118 66H119V68H118ZM174 67V68H172V67ZM185 66V68L184 69H186V70H183V67ZM201 66V67H200ZM213 66V67H212ZM247 66V65H246ZM248 66V67H249ZM257 66V65H256ZM127 67V68H126ZM171 67V68H170ZM221 67V68H222ZM261 67H259V66H257V67H255V66H253V68H254V70L256 69V70H261L262 68ZM122 68V69H121ZM167 68V69H166ZM206 68H204V69H206ZM247 68V67H246ZM252 68V67H251ZM245 69L246 71L247 70H252V69ZM258 68V69H257ZM260 68V69H259ZM117 69L119 70V72H121V70H122V72L124 71V70H128L131 74V76H130V78L131 79H128L129 81L130 80H132V81H127L126 79V76H128L129 77V72H128V74H126V71H124L123 72V74H122V72L121 73H119V75H122V77H123V80H121L122 79V77H118L119 75H117L118 73H116V71H117ZM151 71V73H154V74H151L150 73V71ZM189 69H192V71L191 70H189ZM223 69V68H222ZM159 70H162V71H159ZM165 70V71H164ZM169 70V71H168ZM208 70H210V69H208ZM264 70V68L261 70L262 72H264L263 71ZM156 71V72H155ZM171 71H172V73H171ZM184 71H185V73H186V71H187V73L185 74L184 73ZM189 71L191 72V73H189ZM118 72V71H117ZM146 72V73H145ZM200 72V73H199ZM202 72V73H201ZM239 72H241L240 73V76H239ZM132 73H133V75L134 76H132ZM163 73V74H162ZM126 74V75H125ZM158 74V75H157ZM213 74V73H212ZM156 75V76H155ZM168 75H169V77H168ZM171 75L173 76V77H171ZM180 75H182V76H180ZM118 78H117V77ZM147 78H146V77ZM163 76H164V79H163ZM117 78V79H115V78ZM160 77H162V78H160ZM166 77H168L169 79L167 80V78ZM180 77V78H179ZM194 77H196V78H194ZM216 77V78H215ZM125 78V79H124ZM142 78V79H141ZM165 78H166V80H165ZM171 78H172V80H171ZM201 78L203 79L204 78V82H206V83H204V82H202V83H200L202 80H201ZM115 79V80H114ZM148 79V80H147ZM180 79V80H179ZM196 79V81L198 82V80H200L199 81V83H197L196 81H194ZM213 79V80H212ZM243 81H242V80ZM143 80H145L144 82H141V81H143ZM165 80V81H164ZM241 80V81H240ZM140 81V82H139ZM146 81H147V84H145L146 83ZM168 81V82H167ZM173 81H174V83H173ZM135 82V81H134ZM148 82H150V84L148 83ZM114 82H112L111 83V91L112 90H114L115 92H116V90H118V89H113V88H115V87H113V86H116L117 84L116 83H114ZM117 83H118V81H117ZM192 83V84H191ZM204 83V84H203ZM238 83V84H237ZM116 84V85H115ZM131 84V83H130ZM263 84V83H262ZM212 85V86H211ZM237 85H238V87H237ZM163 86V87H162ZM180 86V87H179ZM186 86V87H185ZM143 87L145 88L146 87V89H143ZM149 87V86H148ZM166 87V88H165ZM181 87H182V89H181ZM163 88V89H162ZM171 88V89H170ZM176 88H179L180 89V91H178L179 93H177V90H176ZM128 90H129V92H128ZM152 90V89H151ZM160 90H162V92L160 91ZM166 90H168V92H169V96L168 95H166V97H165V94H168V92H166ZM172 90H174L173 91V93H171L172 92ZM156 91H158V92H156ZM240 91H243V92H241L240 93ZM245 91H247V92H245ZM142 92V93H141ZM145 92V91H144ZM250 92H252V93H250ZM136 93H137V95H139L140 96V98L136 95ZM138 93H140V94H138ZM153 93V94H152ZM156 93H157V96H155L156 95ZM160 94V97H159V94ZM162 93H164V94H162ZM181 93H182V95H181ZM215 93V94H214ZM116 94H117V92H116ZM142 94V95H141ZM174 94H179V95H176V98L177 99H175V95ZM211 94H213V95H211ZM234 94V95H233ZM241 94V95H240ZM243 94L245 95V96H243ZM151 95V96H150ZM152 95L154 96L153 98H155V99H158V100H160L161 102L163 101V100H165V101H163L164 102V104L166 105H163L162 103V105L164 106V107H162V106H160L161 104H159L158 105V102H160V101H155V99L153 100V98L152 99H150V97H152ZM173 97H172V96ZM137 96V97H136ZM142 96V97H141ZM147 96H149V97H147ZM187 96V97H186ZM235 96V97H234ZM137 99H136V98ZM157 97V98H156ZM159 97V98H158ZM166 98V99H163V98ZM113 100H112V99ZM141 98H142V100H141ZM144 98V99H143ZM147 98H149V100L147 99ZM161 98V99H160ZM180 98H181V100H180ZM231 98V99H230ZM110 99V100H109ZM124 99V100H123ZM127 99V100H126ZM135 99H136V101H135ZM179 99V100H178ZM212 99V100H211ZM224 99V100H223ZM230 99V100H229ZM240 99V100H239ZM117 100V101H116ZM151 100H152V102H151ZM178 100V102H176ZM183 100V101H182ZM235 100V101H234ZM246 100V101H245ZM114 101H116V102H114ZM155 101V102H154ZM174 101V102H173ZM181 101V102H180ZM214 101V103H212ZM224 102V103H222V102ZM226 101H228V103H226ZM232 101V102H231ZM242 101H245L246 102V104H243V105H246V106H243L242 104H240L239 105V103L241 102L242 103ZM249 101V102H248ZM106 102V103H105ZM110 102H112L111 104H110ZM120 102L118 103V104H120ZM151 102V103H150ZM166 102V103H165ZM170 102H171V105H170V107H172V108H170L168 105L170 104ZM125 103V104H126ZM173 103V104H172ZM178 103V104H177ZM216 103V104H215ZM238 103V104H237ZM104 104V105H103ZM175 104V105H174ZM219 104H221L220 106H217V105H219ZM173 105H174V107H173ZM179 105V107H177ZM228 105V106H227ZM168 106V107H167ZM218 107H221V111H220V108H218ZM223 107V108H222ZM239 107V108H238ZM246 107V108H245ZM119 108V109H118ZM173 108H175V111H173ZM178 108V109H177ZM180 108V109H179ZM216 108H218V109H216ZM232 108V109H231ZM246 110H248V111H246ZM112 109H113V107H112ZM112 109H110V110H112ZM115 109V108H114ZM146 109H148V107L146 106ZM145 109V110H146ZM169 109V110H168ZM170 109H172V110H170ZM243 109V110H242ZM100 110V111H99ZM128 110V111H127ZM142 110V111H141ZM154 112H153V111ZM159 110V111H158ZM179 110V111H178ZM215 110L217 111V112H215ZM225 110V111H224ZM233 110H235V111H233ZM152 111V112H151ZM172 113H171V112ZM231 111V112H230ZM247 112L246 114H244L243 115V112ZM111 112V113H110ZM158 112V113H157ZM213 112H215V114L217 115V113L218 112H220L219 113V116H221V118L217 115V117H219L218 119L219 120H217V117H215V115H214V113ZM225 112V113H224ZM236 112V113H235ZM98 113V114H97ZM157 113V114H156ZM162 115H161V114ZM175 115H174V114ZM177 113V114H176ZM213 113V114H212ZM111 114H113V115H111ZM119 114V115H118ZM124 114V115H123ZM127 114V115H126ZM132 114V116L130 117V115ZM163 114H167V115H163ZM171 114V115H170ZM172 114H173V117L171 118V119H168V117L170 116H172ZM221 114V115H220ZM238 114V115H237ZM169 115V116H168ZM223 115V116H222ZM129 116V117H128ZM161 116H163V117H161ZM165 116V117H164ZM211 116H212V118H211ZM213 116H214V118H213ZM238 116V117H237ZM241 116V117H240ZM242 116H243V118H242ZM109 117V116H108ZM169 117V118H170ZM205 117V118H204ZM207 117H208V119H213V123H215L214 122V120L216 121V122H219L220 123V125L218 124V126L217 127H219L220 128V132H219V134H221V135H219L216 131H215V129H217V127H213L214 125H212L209 121H207ZM210 117V118H209ZM240 117V118H239ZM244 117H245V119H244ZM174 118V119H173ZM178 118V119H177ZM224 118H226V119H224ZM109 119V118H108ZM107 119V120H108ZM115 119V121H116V119H118V118H114ZM114 119H112V120H114ZM118 119V120H119ZM167 119V120H166ZM221 119H222V122H221ZM224 119V120H223ZM237 119V120H236ZM110 120H111V118H110ZM109 120V121H110ZM122 120H119V121H121V123H122ZM129 120H130V122H129ZM160 120V121H159ZM169 120V121H168ZM171 120V121H170ZM173 120V121H172ZM210 120V121H211ZM234 120H236L237 122L239 121V124L237 125V122L236 121H234ZM244 120V121H243ZM118 121V126H120V125H122V124H120V122ZM150 121V122H149ZM205 121V122H204ZM224 121V122H223ZM226 121V122H225ZM230 121V122H229ZM231 121H233V122H231ZM241 121V122H240ZM243 121V122H242ZM112 121H110V123H111ZM145 122V124H143ZM167 122V123H166ZM174 122V123H173ZM204 122V123H203ZM236 122V123H235ZM115 123H117V122H114L113 121V124H115ZM125 123L123 124V126L125 125ZM139 123V124H138ZM172 123V124H171ZM184 123V124H183ZM202 123V124H201ZM209 123V124H208ZM222 123V124H221ZM232 124V128H230L231 127V124ZM243 123H245L244 125L242 124V127H241V124ZM120 124V125H119ZM143 126H142V125ZM154 124H157V125H154ZM158 124L160 125L159 127H161L160 128V130H159V127L157 128V126H158ZM179 124V125H178ZM190 125L189 127H188V125ZM208 124V125H207ZM211 124V125H210ZM216 124V125H217ZM234 124H236L237 126H238V129H237V126H236V130L234 129ZM125 125V126H126ZM137 125H139V126H141V128L140 129H142L143 130V133H142V130L141 131H139L140 129H139V127L137 126ZM148 127H147V126ZM165 125V126H164ZM169 125L171 126V127H169ZM182 125V126H181ZM185 125V126H184ZM203 125V126H202ZM215 125V126H216ZM155 126H156V129H155ZM162 126H164V128L162 129ZM187 126V127H186ZM203 127V129H202V127ZM212 126V127H211ZM234 126V127H233ZM240 126V127H239ZM127 127V126H126ZM143 127V128H142ZM145 127V128H144ZM169 127V128H168ZM177 127V128H176ZM183 127V128H182ZM208 127V128H207ZM211 127V128H210ZM223 127L224 128H228L227 130L226 129H223ZM243 127H245V128H243ZM182 128V129H181ZM219 128L217 129V130H219ZM138 129V130H137ZM144 129H146V130H144ZM155 129V130H154ZM158 129V130H157ZM165 129V130H164ZM167 129V130H166ZM171 129V130H170ZM173 129V130H172ZM189 129V130H188ZM208 130V132L210 133V135L208 134V132L206 133V130ZM210 129V130H209ZM211 129H214V130H212L211 131ZM223 129V132L221 131ZM133 130H134V132L136 131V132H138V133H133ZM225 130V131H224ZM231 130H233V131H231ZM243 130V131H242ZM123 131V132H122ZM146 131V133H144ZM183 131V132H182ZM227 131V132H226ZM237 131V132H236ZM159 132V133H158ZM212 132V133H211ZM226 132V133H225ZM230 132H232L231 134H230ZM116 133V134H115ZM117 133L118 134H124L125 133V135H123V136H126V133L127 132H125L124 130H116L115 132H112V134L111 135H109V133L108 134H106V133H104V132H98V134L97 133H95L96 134V136H95V138L97 139V141L99 140V141H106V139L105 138H107V139H109L108 137H110V139H111V137H117ZM127 133V134H128ZM162 133V134H161ZM228 133V134H227ZM240 133V134H239ZM115 134V135H114ZM192 134V135H191ZM215 134V135H214ZM236 134V135H235ZM251 134V135H250ZM18 135V134H17ZM17 135H15V136H10V137H8V139H7V144L10 146V148H11V150L12 151H17L18 150V148H22V145H20V137L19 136H17ZM159 135V136H158ZM178 135H180V136H178ZM182 135V136H181ZM205 135V136H204ZM214 137H213V136ZM234 135V136H233ZM237 135H239V136H237ZM245 135V136H244ZM249 135V136H248ZM254 137H253V136ZM98 136H100V137H98ZM106 136H108V137H106ZM119 136H121V135H119ZM118 136V137H119ZM170 136V137H169ZM171 136L174 138L173 140H172V138H171ZM209 136V137H208ZM215 136H217V137H215ZM230 136V139L228 138V137ZM235 136H237V137H239V139H240V141H241V139H243L241 142L239 141V143H238V139H235V138H237V137H235ZM250 136H252L251 137V141L250 140H248L249 139V137ZM103 137V138H102ZM131 137V138H130ZM146 137V138H145ZM162 137V138H161ZM177 137H181V139L180 140H183L184 142H183V148L181 147L182 145L180 144V143H182V141L180 142L179 141V138H178V145H181V146H178V147H176L177 146V144H176V140H177ZM183 137V138H182ZM193 139H192V138ZM225 138V140L224 139H222V138ZM241 137V138H240ZM243 137V138H242ZM248 137V138H247ZM132 138H134L135 140H136V138H137V142L133 139L132 140ZM152 138H153V140H152ZM154 138H155V140H154ZM165 138V139H164ZM244 138H246V140H244ZM19 139V140H18ZM113 139V138H112ZM141 139V140H140ZM150 139V140H149ZM145 140V141H144ZM167 140H168V143H167ZM190 140V141H189ZM196 140V141H195ZM204 140V141H203ZM220 141V143H219V141ZM224 140V143L222 142ZM249 142H248V141ZM255 141V142H252V141ZM143 141V143H139V142H142ZM149 141V142H148ZM203 141V142H202ZM261 141V142H260ZM157 142V143H158ZM163 142V143H162ZM190 142V143H189ZM191 142H193V143H195V144H192ZM229 142H230V144H229ZM253 144H252V143ZM153 143H151V145L153 144ZM226 143V144H225ZM241 143V144H240ZM251 143V144H250ZM190 144H191V149H190ZM229 144V145H228ZM244 144V145H243ZM145 146H144V148H145ZM150 146V145H149ZM154 147V146H153ZM194 147L196 148V149H198L199 150V152H198V150H196V149H194ZM198 147V148H197ZM148 148H151V146L150 147H148ZM155 148V147H154ZM159 148V147H158ZM157 148V149H158ZM179 148V149H178ZM19 149V150H20ZM165 149V150H166ZM174 149H178V152H181V150H182V153H178L179 155H177V151H176V154H175V151H174ZM189 149V150H188ZM95 151H96V155H94V158H93V162L95 163V171H96V174L98 175V179H99V177H100V179H99V182L97 183V185L96 186H98V187H102V190L101 191H99L98 192V195H99V199H100V201L101 202H103L104 203V205H106V206H109L110 204L109 203H111L112 201H111V199H113L114 197L116 198V196H113L114 194H115V191H116V193H118V191L120 192V190L121 189H119V188H122L123 187V189L122 190H125L124 189V187H125V185L123 184V182H124V180H123V178H121L122 176V171L119 169H113L112 170V168L110 167V166H107V164H105L104 162H102V163H100L99 161H102V159L101 158H103V156H104V153L102 154V150H99V149H94ZM180 150V151H179ZM184 150V151H183ZM190 150L191 151H194V150H196V151H194V152H196V154L195 155H193V156H189V153H190ZM101 151V152H100ZM243 151V152H242ZM250 151H252V152H250ZM249 152H250V154H249ZM260 152V153H259ZM160 153H162V152H160ZM173 155H172V154ZM258 153H259V155H258ZM100 154V155H99ZM170 154V155H169ZM201 154V155H200ZM261 154V155H260ZM169 155V156H168ZM255 155H256V157H255ZM168 156V157H167ZM170 156H171V159H170ZM182 156V155H181ZM189 156V157H188ZM257 156H259L258 157V159H257ZM261 156L263 157V158H261ZM165 157V158H164ZM167 157V158H166ZM174 157V158H173ZM182 157V158H183ZM207 157V158H206ZM209 157H210V160H208L209 159ZM215 157L218 159H215ZM163 158V159H162ZM213 158V159H212ZM242 158V159H241ZM250 158V159H249ZM260 158V159H259ZM95 159H96V161H95ZM104 159V158H103ZM167 159H170L169 161L167 160ZM178 159H179V163H176V161L178 162ZM203 159V160H202ZM243 159H245V160H243ZM253 159V160H252ZM97 160H98V162H97ZM206 160V161H205ZM216 162H215V161ZM256 160H258V161H256ZM260 160H261V162H260ZM171 161V162H170ZM241 161L244 163H241ZM250 161V162H249ZM187 162H189L188 164H187ZM191 162V163H190ZM198 162V163H197ZM201 162V163H200ZM205 162V163H204ZM208 162H211V163H209V165H208ZM248 162V163H247ZM258 162H260V163H263V164H259ZM104 163V164H103ZM165 163V162H164ZM176 163V164H175ZM234 163V164H233ZM254 163V165H252V164ZM103 164V165H102ZM204 164V165H203ZM211 164V165H210ZM238 164H242V167L241 168H243L242 170L243 171H240L239 170V168H240V165L238 166V168H237V165ZM246 164H249L248 166L246 165ZM258 164L259 165H261V167H258ZM230 165V166H229ZM181 166V167H182ZM215 166V167H214ZM217 166H218V168H220V169H218L217 168ZM226 166V167H225ZM235 166V167H234ZM244 166V167H243ZM103 167V168H102ZM177 167V170L178 169H180V167L178 168ZM200 167H201V169H200ZM250 167H251V169H250ZM254 167H255V171H254ZM258 167V168H257ZM186 168H185V171H186ZM205 168V169H204ZM215 168V169H214ZM228 168V169H227ZM232 168H235V169H232ZM248 168H249V170L250 171H252V169H253V171L252 172H250V171H248ZM100 169V170H99ZM108 169H109V171H108ZM181 169H183V168H181ZM188 169H187V171H188ZM227 169V170H226ZM237 169V171L239 170V172H244V169H245V173L244 174H246V175H244V174H238V175H236V173H234V174H232L231 172H232V170H234V172H235V170ZM98 170V171H97ZM105 170V171H104ZM200 170V171H199ZM108 171V172H107ZM179 171V170H178ZM183 171H184V169H183ZM186 171V172H187ZM195 171V172H196ZM223 171V172H222ZM227 171V172H226ZM262 171V170H261ZM179 172H182V170H180ZM189 172V173H190ZM247 172L249 173V174H247ZM183 173V172H182ZM205 173V174H204ZM217 173V174H216ZM184 174V173H183ZM186 174V173H185ZM197 174V173H196ZM200 174V173H199ZM231 174V175H230ZM256 174V173H255ZM187 176H189L188 174H186ZM226 177H225V176ZM229 175V176H228ZM236 175V176H235ZM241 176V178L244 180L245 179V181L244 182H247L246 184H243L244 182H242V181H240L241 179H240V176ZM253 175V174H252ZM184 176V175H183ZM205 176V177H204ZM224 176V177H223ZM250 176V177H249ZM217 177V178H216ZM245 177V178H244ZM210 178V179H209ZM225 178V179H224ZM97 179V180H98ZM201 179V178H200ZM209 179V180H208ZM215 179H217L216 181H215ZM229 179V180H228ZM55 180V179H54ZM101 181V182H100ZM50 184H48V185H50L51 186V189H50V193H49V200H60L61 198H62V196H63V192L60 190V182H58L57 180H55V181H53L52 180V182H49ZM59 183V184H58ZM217 183H219V182H217ZM122 185H124V186H122ZM205 185V186H204ZM231 185H233V184H231ZM106 186V187H105ZM121 186V187H120ZM199 186V185H198ZM201 186H199V188H200ZM59 188V189H58ZM119 190H118V189ZM209 188V189H208ZM200 189H202L203 190V188H200ZM207 189V190H206ZM240 189V188H239ZM106 190H107V192H106ZM209 190V191H208ZM127 191V190H126ZM122 192V191H121ZM119 193V196L117 195V198L118 199H120V197L123 199V197L124 198H126V197H128L129 195V200L130 201H132L131 199H136V198H133L132 196H134V197H138L139 199H140V197H139V195H137L135 192L133 193V191L132 190H130V189H128V193H130L128 196H126L127 194H126V192L124 191L123 192V194L122 193ZM60 193V194H59ZM112 193V194H111ZM214 194V193H213ZM250 194H252V193H250ZM106 195V196H105ZM121 195H123V197L121 196ZM205 195V194H204ZM208 195V196H209ZM126 196V197H125ZM208 196L205 198L204 197V200H206L207 198H208ZM232 196V195H231ZM231 196H229V197H227L226 199H228V201L226 202V203H222V205L224 204L225 206H227V208H226V210H224V211H227V210H229V209H233V208H236L237 207V203L236 202H234V201H231L233 198L231 197ZM103 200H102V199ZM111 198V199H110ZM116 198V200L115 201H117L118 199ZM137 198V199H138ZM183 198V199H182ZM212 198H214V195H213V197ZM249 198V197H248ZM110 199V200H109ZM121 199V200H122ZM138 199V200H139ZM142 199V198H141ZM140 199V200H141ZM180 199H182L183 201H184V199H186V198H184V197H180ZM113 200V202H115ZM128 200V199H127ZM138 200H133V202H138ZM188 199H186L185 200V202L187 201ZM214 200H215V202H214ZM230 200V201H229ZM111 201V202H110ZM123 201L124 202H126V200H124L123 199ZM130 201H128V202H130ZM207 201L209 202L208 203V206L207 207H204V209H206V210H208V208H210V207H214L215 209L213 210V211H217V210H220L219 209V207L221 206V202H217L216 203V198H214L212 201L213 202H211V199H207ZM206 201V202H207ZM150 202H153V200H151ZM205 202V203H206ZM187 203L189 204V201H187ZM112 204V203H111ZM114 204H117V202L116 203H114ZM118 204H121V202L119 201L118 202ZM139 204H141V203H139ZM138 204V205H139ZM142 205H144V203H142L141 204V206ZM189 205H191V204H189ZM118 206V205H117ZM121 206V205H120ZM145 206V205H144ZM118 208H120V207H118ZM186 208V209H185ZM184 208V210L183 211H185L184 212V214L186 215V217H190V219H193L192 217H199L201 214H199V213H196V214H198V216L194 213V212H191V210H190V208L192 209L193 207L192 206H189L188 208H187V206ZM223 209V208H222ZM109 210H111L110 208H108V211ZM205 210V211H206ZM213 211H211V212H213ZM210 212V211H209ZM78 213H80V214H77V215H79L78 216V219H79V221H77L78 222V224H77V222H75L76 224L74 225V224H72L73 225V229L72 230H74V226L76 227L75 229H77V227H78V225H79V223H80V225H79V229H77V230H75V231H72L71 230V228H72V225H65V226H58L57 228H55V227H52L51 228V231L52 230H54V234H53V237H54V240H55V242H54V240L52 241V242H54V244L56 245V246H58V244H60L59 246H61V247H63V246H66L68 243H67V241L68 242H70L69 244H71L72 246L69 248V249H71V250H76V249H78V250H76V251H74L77 255H82V254H84V255H87V253L88 252H90L91 250H93V248L95 249H98L99 247H101L102 245H105L104 244V241H105V239L107 238L108 240H111L108 236H106L105 234L106 233H104V235H105V237H104V241L102 240V241H95L96 242V244L94 243H92L93 241H94V238H93V241H92V237L90 238L89 236L87 237L85 234V238L87 237V238H90L91 240H90V242L92 243V245H91V243L90 242H88V243H90V244H88V243H86L87 245V250H89V248L90 247H93L94 245L96 246H94L93 248H91V250L90 251H87V250H85L86 248H85V245H83V243L85 244V242H84V239L85 238H83L82 239V237H78V238H80L79 240H77V239H74V238H72V236H78L80 233L82 234V232H83V230H84V228H83V230H82V228L80 229V226L81 225H83V224H86V225H89V223L91 224V222L90 221H94V224L96 223L95 221H96V219L94 220V214H93V212H92V205H87L86 203H84V202H82L80 205H78ZM192 213H194L193 215H192ZM205 213L206 212H204V215H205ZM182 215V214H181ZM185 215L184 216H182V217H185ZM181 217V216H180ZM76 220H77V218H76ZM81 220V221H80ZM194 220V219H193ZM81 222L83 223V224H81ZM86 222H88V224L86 223ZM195 222V223H194ZM191 224L190 225H195L197 222L196 221H191L190 222ZM205 224V223H204ZM77 225V226H76ZM93 225V224H92ZM98 224H96L95 226H97ZM197 225H200L199 223L197 224ZM207 225V224H206ZM67 226L68 227H70L69 229L67 228ZM84 226V225H83ZM91 226V225H90ZM90 226H88V228L90 227ZM100 226V225H99ZM215 226V225H214ZM24 227H26V226H24ZM59 227H61V228H59ZM65 227H66V229H65ZM82 227V226H81ZM198 228L200 227V228H202L203 226L202 225H200V226H197ZM9 230H8V229ZM22 228V227H21ZM58 228H59V231H60V233H61V238H60V235H57V231H58ZM92 228H94L93 229V231L94 230H96L95 229V227L94 226H91V228L90 229H88V231L89 230H92ZM97 228V227H96ZM198 228H194V227H192L191 226V230L189 231L190 233L191 232H196V233H199L200 232V230L198 229ZM205 228V227H204ZM5 229H7L8 231H10L11 229H10V226H6V227H4V231H5V234L8 232L7 230H5ZM57 229V231H55ZM213 229L216 231V228H214L213 227ZM24 230V229H23ZM85 230L87 231V229L85 228ZM85 230H84V232H85ZM98 230H99V227H98ZM97 230V231H98ZM7 231V232H6ZM69 231V232H68ZM72 233H71V232ZM80 231H82V232H80ZM97 231L95 232L96 234H97ZM103 231L104 232V230H99V234H101V232ZM199 231V232H198ZM65 232H68V233H70V234H68V233H66L67 235H65L64 234V238H65V240H67V241H65L64 239H62L63 237H62V233H65ZM76 232V233H75ZM89 232H91V231H89ZM206 232V231H205ZM205 232H203V235L204 236H206L207 237V235L208 234H206ZM59 233V234H60ZM86 233V232H85ZM88 233V232H87ZM86 233V234H87ZM92 233V232H91ZM94 233V232H93ZM94 233V234H95ZM208 233V232H207ZM80 234V235H81ZM95 234V235H96ZM210 234V233H209ZM70 235V236H69ZM83 235V234H82ZM81 235V236H82ZM88 235H90V234H88ZM92 235V234H91ZM98 235V234H97ZM188 235H189V233H188ZM100 236V235H99ZM101 236V237H102ZM96 239L98 238V236H94ZM86 238V239H87ZM64 240L66 243L65 244H61V241L62 240ZM74 239V240H73ZM99 239V238H98ZM106 239V240H107ZM76 240V241H75ZM89 240V239H88ZM101 240V239H100ZM108 240L106 241V242H108ZM85 241H87V240H85ZM79 244H78V243ZM97 242H100V243H97ZM105 242V243H106ZM58 243V244H57ZM101 243H102V245H101ZM217 243V242H216ZM68 244V245H69ZM81 244V245H80ZM108 246H109V244L108 243H106ZM67 245V246H68ZM82 248V250L80 251L79 250V246ZM98 245V246H97ZM107 245H105V246H102V248H100V250L101 249H104L105 247L107 248L108 246ZM110 245H111V243H110ZM112 245H113V241H112ZM66 246V247H67ZM70 246V245H69ZM76 248H74V247ZM84 246V247H83ZM88 246H90V247H88ZM169 246V245H168ZM217 246V244L215 245V248H217L216 247ZM24 247V246H23ZM98 247V248H97ZM159 250L157 251L158 253H157V255H159V256H162V255H164L166 258H168V256H166V255H169V259H172L171 257H172V254H174V257L175 258H173L175 261H179V259H178V256L177 255H180L181 253H183L184 251H178L179 249L177 248L176 249V247H174V250L176 251V252H174V250H173V248H172V246L171 247H166V249H165V247H164V245L163 244H160L159 245ZM73 248V249H72ZM68 249V248H67ZM68 249V250H69ZM94 250V251H97V250ZM164 249L166 250V253L164 252ZM171 249V250H170ZM65 250V249H64ZM84 250V251H83ZM100 250H98V251H100ZM167 250H169V252H167ZM57 251V250H56ZM97 251V252H98ZM106 252V250L104 249L102 252L103 253H105ZM171 251V252H170ZM64 252V251H63ZM78 252V253H77ZM86 252V253H85ZM101 252V251H100ZM177 252H179V253H177ZM181 252V253H180ZM75 253H74V255H75ZM107 253V252H106ZM162 253V254H161ZM171 253V254H170ZM176 253H177V255H176ZM185 253V252H184ZM22 254H24V253H22ZM98 254H99V252H98ZM186 254V253H185ZM102 255V254H101ZM10 256V255H9ZM76 256V255H75ZM1 257V259L2 258H4V257H2V256H0ZM26 255L24 254V255H21V257L19 258L18 257V259L19 260H17L16 261V264H27L26 262L28 261V259H26V258H28V257H26ZM180 257H182V256H179V258ZM71 258V257H70ZM94 259H92L93 261H95L96 263H94V264H112L113 262V260L114 259H111L112 261L110 262V260H106V259H102V257H100V259H99V257H98V259H97V257L95 258V257H93ZM105 258H107V257H105ZM177 258V259H176ZM0 259V262L2 261ZM7 259V260H6ZM27 261H26V260ZM97 259V260H96ZM101 259L103 260V261H101ZM172 259V260H173ZM4 260H6L5 261V263L6 264H9V260H8V258H5ZM25 262H24V261ZM18 261H19V263H18ZM92 261V262H93ZM97 261H99L98 263H97ZM107 261V262H106ZM21 262V263H20ZM77 263H78V261H76ZM89 263V264H93V263ZM101 262V263H100ZM106 262V263H105ZM125 264H134V262L131 260V259H125L124 261H123ZM133 262V263H132ZM80 264V263H79ZM87 264V263H86ZM151 264H155V263H151Z\"/></svg>","mask_w":264,"mask_h":264}]
</instances>
